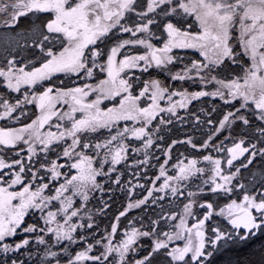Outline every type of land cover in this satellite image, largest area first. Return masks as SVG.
<instances>
[{"label":"snow or ice","instance_id":"snow-or-ice-1","mask_svg":"<svg viewBox=\"0 0 264 264\" xmlns=\"http://www.w3.org/2000/svg\"><path fill=\"white\" fill-rule=\"evenodd\" d=\"M221 261L264 264V0H0V264Z\"/></svg>","mask_w":264,"mask_h":264},{"label":"trees","instance_id":"trees-1","mask_svg":"<svg viewBox=\"0 0 264 264\" xmlns=\"http://www.w3.org/2000/svg\"><path fill=\"white\" fill-rule=\"evenodd\" d=\"M22 20H23V18H22ZM25 26H27V25H25ZM182 135V134H181ZM124 201H123V199H122V197L119 195V194H117V196H116V204L114 205V207H116V208H119V205L121 204V203H123ZM130 215H131V213H130ZM239 255H244L245 253L244 252H240V253H238ZM235 255H237V253H230L228 256H225L224 257V260H227V259H229L230 257H232V256H235ZM221 264H223V261H221Z\"/></svg>","mask_w":264,"mask_h":264}]
</instances>
